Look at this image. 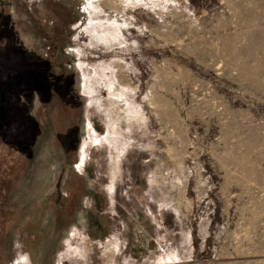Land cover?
I'll return each instance as SVG.
<instances>
[{"label":"rangeland","instance_id":"374dc122","mask_svg":"<svg viewBox=\"0 0 264 264\" xmlns=\"http://www.w3.org/2000/svg\"><path fill=\"white\" fill-rule=\"evenodd\" d=\"M0 264H264V0H0Z\"/></svg>","mask_w":264,"mask_h":264}]
</instances>
